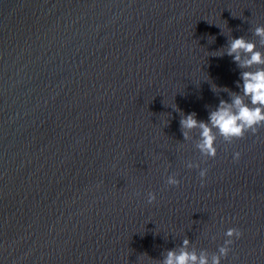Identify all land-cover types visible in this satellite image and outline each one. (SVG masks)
<instances>
[{
  "label": "water",
  "instance_id": "1",
  "mask_svg": "<svg viewBox=\"0 0 264 264\" xmlns=\"http://www.w3.org/2000/svg\"><path fill=\"white\" fill-rule=\"evenodd\" d=\"M257 26L264 0H0V264H211L230 228L221 264H264V127L215 158L180 127L249 103L227 49Z\"/></svg>",
  "mask_w": 264,
  "mask_h": 264
},
{
  "label": "clouds",
  "instance_id": "2",
  "mask_svg": "<svg viewBox=\"0 0 264 264\" xmlns=\"http://www.w3.org/2000/svg\"><path fill=\"white\" fill-rule=\"evenodd\" d=\"M253 35L264 44V26H257L253 30ZM227 55L232 57L233 62L242 69H251L254 65L262 67L255 71H243L241 73L243 95L249 98V103H245L240 95L233 94L232 104L229 105L225 101H221L220 106L209 113L207 123L198 121L195 113L183 116L180 120L181 131L185 139H187L186 130L195 128L201 130L200 143L197 147L204 156L209 158L216 156L214 146L216 138L213 129L217 130L225 141L230 143L235 139L243 138L245 133L255 134L260 127H264V53L256 50L255 43L240 37L231 39ZM174 110L179 111L176 108ZM234 159H239V153H235ZM206 174L207 169L200 171L201 180L206 177ZM168 184L178 186L179 181L170 177ZM155 200V194L149 193L147 202L152 204ZM225 236L227 239L223 246L219 247L218 254L213 256L211 264H221V258L227 257L230 245L234 239H240L242 233L237 229L230 228L226 231ZM188 244L189 241L184 240L182 250L179 253L168 251L162 264H209L206 254H201L198 257L195 252L186 251Z\"/></svg>",
  "mask_w": 264,
  "mask_h": 264
}]
</instances>
